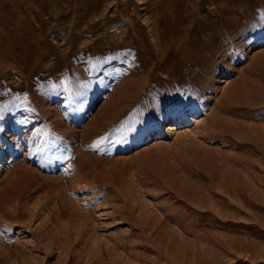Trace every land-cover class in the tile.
<instances>
[{"label": "rangeland", "instance_id": "1", "mask_svg": "<svg viewBox=\"0 0 264 264\" xmlns=\"http://www.w3.org/2000/svg\"><path fill=\"white\" fill-rule=\"evenodd\" d=\"M0 264H264V0H0Z\"/></svg>", "mask_w": 264, "mask_h": 264}, {"label": "bare ground", "instance_id": "2", "mask_svg": "<svg viewBox=\"0 0 264 264\" xmlns=\"http://www.w3.org/2000/svg\"><path fill=\"white\" fill-rule=\"evenodd\" d=\"M160 3H161V2H160ZM227 3H228V2H227ZM177 5H178V4H177ZM228 7H229V5H228ZM178 8H179V7H177V9H178ZM235 9H236V8H235ZM180 10H181V9H180ZM176 11H177V10H176ZM181 11H183V10H181ZM181 11H180V12H181ZM232 11H233V10H232ZM176 13H177V12H176ZM178 14H179V13H178ZM190 15H191V14H190ZM227 23H228V22H227ZM228 24H230V23H228ZM228 24H227V25H228ZM205 31H206V30H205ZM207 31H208V30H207ZM204 33H206V32H204ZM154 34H155V33H154ZM206 37H207V35H206ZM206 42H208V41L206 40ZM235 103H236V102H235ZM231 104H232V103H231ZM231 104H230V105H231ZM230 105H229V106H230ZM232 105H234V104H232ZM224 109H226V108H224ZM233 110H234V109H233ZM178 122H179V121H178ZM175 125H176V124H174V126H175ZM174 126H173V129L171 128L172 130H174ZM175 127H176V126H175Z\"/></svg>", "mask_w": 264, "mask_h": 264}]
</instances>
